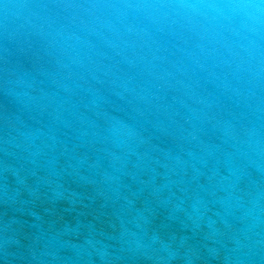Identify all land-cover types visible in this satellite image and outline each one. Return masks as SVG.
Returning <instances> with one entry per match:
<instances>
[{
  "label": "water",
  "instance_id": "water-1",
  "mask_svg": "<svg viewBox=\"0 0 264 264\" xmlns=\"http://www.w3.org/2000/svg\"><path fill=\"white\" fill-rule=\"evenodd\" d=\"M0 264H264V2L0 0Z\"/></svg>",
  "mask_w": 264,
  "mask_h": 264
},
{
  "label": "clouds",
  "instance_id": "clouds-1",
  "mask_svg": "<svg viewBox=\"0 0 264 264\" xmlns=\"http://www.w3.org/2000/svg\"><path fill=\"white\" fill-rule=\"evenodd\" d=\"M262 2H264V0H262Z\"/></svg>",
  "mask_w": 264,
  "mask_h": 264
}]
</instances>
